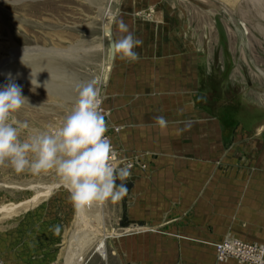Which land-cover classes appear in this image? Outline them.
Masks as SVG:
<instances>
[{
    "label": "rangeland",
    "instance_id": "374dc122",
    "mask_svg": "<svg viewBox=\"0 0 264 264\" xmlns=\"http://www.w3.org/2000/svg\"><path fill=\"white\" fill-rule=\"evenodd\" d=\"M254 9L250 0H0V85L11 73L29 102L10 120L28 124L21 139L54 132L80 87L94 81L104 91L106 134L116 147L115 135L139 130L136 124L152 114L147 109L167 122L145 129L158 136L171 137L177 129L175 134L182 135L183 126L192 136L199 124L214 123L221 124L225 136L252 131L259 136L264 132V0L262 14ZM107 19L122 20L143 41L135 49L137 61L111 57L109 41L121 33L114 23L113 33L105 35ZM52 68L70 75H40ZM32 72L40 84L35 89ZM198 113L206 120L198 121L203 119ZM161 141L154 146L165 148ZM119 147L121 166L129 161L134 168L136 158ZM37 191L41 194L34 202L9 212L0 209L3 264H68L71 240L80 246V264H134L133 251L123 243L119 248L124 240L119 235L133 225L117 218L122 199L96 204L99 219L90 222L88 212L81 221L54 171L16 173L0 163V208ZM102 235L107 236L105 258L96 248ZM216 262L249 264L233 258Z\"/></svg>",
    "mask_w": 264,
    "mask_h": 264
},
{
    "label": "crops",
    "instance_id": "0c3cea01",
    "mask_svg": "<svg viewBox=\"0 0 264 264\" xmlns=\"http://www.w3.org/2000/svg\"><path fill=\"white\" fill-rule=\"evenodd\" d=\"M147 111L152 114L136 124L139 130L115 135L117 151L122 146L141 164L130 169L129 191L118 207V219L133 221L119 235V248L123 243L133 251L134 264H221L213 245L225 238L264 245L262 128L259 136H225L221 124H199L191 136L183 116L182 135L177 129L158 136L145 130L159 117ZM161 139L165 148L155 147Z\"/></svg>",
    "mask_w": 264,
    "mask_h": 264
},
{
    "label": "clouds",
    "instance_id": "9594fccd",
    "mask_svg": "<svg viewBox=\"0 0 264 264\" xmlns=\"http://www.w3.org/2000/svg\"><path fill=\"white\" fill-rule=\"evenodd\" d=\"M114 23L121 35H113L109 41L111 57L137 61L135 49L143 41L122 20H105L102 31L112 34ZM35 77L32 72L33 89L40 87ZM25 105H29L28 98L8 73L7 83L0 85V163L7 162L16 173L27 170L40 175L54 171L77 212L104 202H118L128 194L125 182L131 176V166L113 163L115 151L105 135L108 129L99 111V90L94 81L80 87L72 109L54 132L41 131L21 139V129L29 126L16 124L10 117ZM156 122L160 126L167 123L163 116ZM54 231L58 233L60 227L55 226Z\"/></svg>",
    "mask_w": 264,
    "mask_h": 264
},
{
    "label": "built area",
    "instance_id": "2783aa9c",
    "mask_svg": "<svg viewBox=\"0 0 264 264\" xmlns=\"http://www.w3.org/2000/svg\"><path fill=\"white\" fill-rule=\"evenodd\" d=\"M71 109H69L66 112L65 116L58 121L56 129L60 127L62 121L64 120V118L70 112ZM99 111L103 116L104 108H103L102 96L100 92H99ZM105 135L107 134L105 133ZM111 144L113 145L112 141ZM113 148L115 151V156L113 157V163L117 164L118 166H121L122 165L120 164L121 158H119L118 151L114 145ZM126 165L132 166V162L127 161V163L126 162L124 163V166ZM213 246H214L216 260L219 262H223L230 258H233L249 264H264V245L258 243L244 242L236 238H227V239L225 238L222 241L215 243ZM0 264H3L1 258H0Z\"/></svg>",
    "mask_w": 264,
    "mask_h": 264
},
{
    "label": "bare ground",
    "instance_id": "6f19581e",
    "mask_svg": "<svg viewBox=\"0 0 264 264\" xmlns=\"http://www.w3.org/2000/svg\"><path fill=\"white\" fill-rule=\"evenodd\" d=\"M251 1V3H252V6H253V8L254 7H256V9H254V10H256V12L258 13V15L259 14H262L263 13V0H250ZM247 7V6H246ZM241 14H242V12H240ZM261 17V16H260ZM105 35H107L106 33H104ZM50 64V63H49ZM47 65V64H46ZM46 71V73L47 74H52V75H54L55 77H60V76H62V77H68L70 74H67L65 71L63 72V71H61V70H58V69H55V68H52V69H45V70H42L41 72V74L40 75H43V73ZM38 73H40V71L38 70L37 71ZM69 73V72H68ZM69 78H71V77H69ZM98 90H99V88H98ZM53 185H51V186H49V187H47V189H46V191H45V194H47L49 191H50V189H51V187H52ZM30 187V186H29ZM41 194V192L40 191H37L31 198H29V199H27V200H25V201H23V202H19L18 204H8V205H2V207L0 208V209H2V210H5V211H7V212H9V211H11V210H13L14 208H16V207H18V206H20V205H23V204H26V203H30V202H34L37 198H38V196ZM98 210H96V205H93V206H91L90 208H88V209H86V210H84V211H81V212H78V216H79V219L81 220V221H84V220H87L86 218H87V215H88V212H90L89 214H90V216L88 217L89 219H90V222H92V221H94V219H99V215H98V212H97ZM100 213V212H99ZM91 215L93 216V217H91ZM101 215V214H100ZM86 216V217H85ZM101 217V216H100ZM93 229V228H92ZM114 231V230H113ZM86 232V231H85ZM95 232V231H94ZM90 234V233H89ZM106 234H107V232H106ZM117 235H118V233H116ZM108 235V234H107ZM103 237H100L99 238V240L96 242V248H97V251L102 255V257L103 258H105V251H106V248H105V242H104V238L105 237H107V236H105V235H102ZM80 237V236H79ZM85 237V236H84ZM83 237V238H84ZM87 238L89 237V236H86ZM92 237V236H91ZM91 237H89V238H91ZM76 238V237H75ZM82 238V237H81ZM86 238V239H87ZM76 239H78V237L76 238ZM89 239H87V244H88V242L90 241H88ZM72 242H71V247H69V248H71V249H69L68 251L69 252H67L68 253V264H80V262H81V250H80V246L79 245H75L74 244V242H73V240H71ZM84 243L83 244H85V239H84V241H83ZM91 242V241H90ZM80 243H82V242H80ZM84 246V245H83ZM82 248V247H81ZM85 248V247H84Z\"/></svg>",
    "mask_w": 264,
    "mask_h": 264
}]
</instances>
